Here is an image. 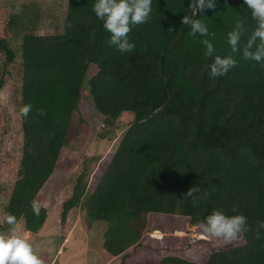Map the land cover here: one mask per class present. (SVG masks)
<instances>
[{
    "label": "trees",
    "instance_id": "obj_1",
    "mask_svg": "<svg viewBox=\"0 0 264 264\" xmlns=\"http://www.w3.org/2000/svg\"><path fill=\"white\" fill-rule=\"evenodd\" d=\"M94 3L67 0L62 30L49 35L24 33L26 25L13 13L0 25V88L10 85L22 137L0 233L10 228L6 214L31 234L45 224L46 208L35 215L32 203L70 141L92 65L96 73L86 85L105 126L113 129L123 114L130 120L95 172L92 189L88 168L77 177L60 222L82 205L90 223L107 224L103 250L116 264H264L258 223L264 221V66L244 60L241 51L234 54L235 68L209 78L213 57L181 22L191 15L192 0H153L151 19L128 34L135 48L122 54L109 44ZM194 18L208 25L207 38L221 56L231 54L227 33L237 19L247 29L241 49L255 27L243 0H219L216 9ZM26 103L32 111L23 119L19 109ZM191 187L199 191L189 196ZM215 209L244 214L249 231L225 245H208L199 258L185 256L207 243L210 236L198 222ZM163 238L169 244L158 248L155 241Z\"/></svg>",
    "mask_w": 264,
    "mask_h": 264
},
{
    "label": "rangeland",
    "instance_id": "obj_2",
    "mask_svg": "<svg viewBox=\"0 0 264 264\" xmlns=\"http://www.w3.org/2000/svg\"><path fill=\"white\" fill-rule=\"evenodd\" d=\"M67 0H0V25L9 14L26 25L25 32L49 35L62 30ZM28 16V17H27ZM18 26H20L18 24ZM23 32L21 34H24ZM18 51V48H16ZM96 73L89 66L81 89V100L73 114V133L68 145L61 151L55 171L38 193L35 201L47 210V219L36 234L26 232L22 222L15 229L33 246L43 264H116L103 250L104 222L88 221L83 206L72 209L64 223L60 222L62 204L71 195L77 177L88 168L89 188L92 189L94 174L115 151L124 135L130 117L123 114L113 129L105 126L104 118L95 110L89 95L87 82ZM10 85L0 88V211L7 190L17 177L22 137L18 120L10 103ZM104 137L100 138L99 135ZM84 201V200H82ZM1 220V217H0ZM203 244L187 251L185 256L196 259L208 245L222 246L230 241L207 237ZM209 242V243H208ZM178 242H174L176 246ZM158 248L168 245L166 239H157Z\"/></svg>",
    "mask_w": 264,
    "mask_h": 264
},
{
    "label": "clouds",
    "instance_id": "obj_3",
    "mask_svg": "<svg viewBox=\"0 0 264 264\" xmlns=\"http://www.w3.org/2000/svg\"><path fill=\"white\" fill-rule=\"evenodd\" d=\"M219 0H192L190 4L191 15L182 17V24L189 25L193 35L197 33L203 38L201 43L205 46L204 55L213 57L208 66V76L211 79L226 75L238 64L234 54L242 51L244 60H251L264 66V0H243V5L250 10L251 18L255 21V27L247 37L246 43L241 49L242 37L247 29L243 21L237 19L235 26L227 33V43L231 48V54L221 56L215 54V46L207 37L210 35L208 25L201 19H195L198 13L203 15L205 10H214ZM153 0H95L92 9L104 29L109 32V44L116 47L120 53H131L135 43L129 39L132 29L151 19ZM71 27V24L68 25ZM172 29L169 28V31ZM32 111L30 103L24 104L19 109V115L23 119L29 117ZM41 116L45 115L43 109L39 110ZM199 191L191 187L187 195L191 196ZM46 205L33 201L32 211L39 215L41 208ZM233 211H236L233 209ZM248 218L244 214L227 215L224 211L215 209L204 220L198 222L199 228L210 237L222 238L232 241L241 233L249 231ZM5 222L10 225L8 232L0 233V264H43L42 259L34 251L32 244L15 229L16 217L6 214ZM264 228V221H258Z\"/></svg>",
    "mask_w": 264,
    "mask_h": 264
},
{
    "label": "water",
    "instance_id": "obj_4",
    "mask_svg": "<svg viewBox=\"0 0 264 264\" xmlns=\"http://www.w3.org/2000/svg\"><path fill=\"white\" fill-rule=\"evenodd\" d=\"M158 231H156V233H157Z\"/></svg>",
    "mask_w": 264,
    "mask_h": 264
}]
</instances>
